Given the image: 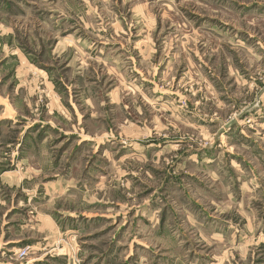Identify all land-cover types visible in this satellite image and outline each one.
Listing matches in <instances>:
<instances>
[{"label":"rangeland","instance_id":"rangeland-1","mask_svg":"<svg viewBox=\"0 0 264 264\" xmlns=\"http://www.w3.org/2000/svg\"><path fill=\"white\" fill-rule=\"evenodd\" d=\"M0 264H264V0H0Z\"/></svg>","mask_w":264,"mask_h":264}]
</instances>
